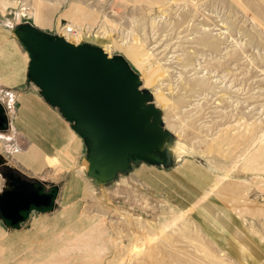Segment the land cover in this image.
Segmentation results:
<instances>
[{
  "label": "rangeland",
  "instance_id": "rangeland-1",
  "mask_svg": "<svg viewBox=\"0 0 264 264\" xmlns=\"http://www.w3.org/2000/svg\"><path fill=\"white\" fill-rule=\"evenodd\" d=\"M68 2L89 17L64 22L88 26L78 43L122 55L153 92L174 164L142 163L98 187L69 122L82 142L68 170L47 168L68 177L59 203L19 231L1 225L0 264H264V0Z\"/></svg>",
  "mask_w": 264,
  "mask_h": 264
},
{
  "label": "water",
  "instance_id": "water-1",
  "mask_svg": "<svg viewBox=\"0 0 264 264\" xmlns=\"http://www.w3.org/2000/svg\"><path fill=\"white\" fill-rule=\"evenodd\" d=\"M18 38L31 57L30 76L44 98L59 108L84 138L86 173L98 187L108 186L142 163L170 167L175 134L143 88L138 73L122 55L75 43L31 22L16 26ZM10 118L0 100V131ZM5 186L0 191V217L17 226L33 208L52 207L55 190L30 179L0 159Z\"/></svg>",
  "mask_w": 264,
  "mask_h": 264
},
{
  "label": "crops",
  "instance_id": "crops-1",
  "mask_svg": "<svg viewBox=\"0 0 264 264\" xmlns=\"http://www.w3.org/2000/svg\"><path fill=\"white\" fill-rule=\"evenodd\" d=\"M9 1L14 4L8 3V0H0V100L6 106L10 118V127L0 131V149L7 152L9 158L6 159L10 166L22 171L32 180L46 184L47 189V182L50 183L51 189L52 187L56 188L52 207L38 208L47 210L58 205L57 193L60 184L64 178H68L66 174H61L59 178L55 179L51 172L47 171V168L63 169L66 167L68 170L70 167L68 158L74 152L75 143L79 146L82 139L74 135V131L69 125L70 121L59 108L57 111L55 109L57 107L44 98L40 88L34 83L29 71L31 57L29 53L25 52L26 49L20 42L15 28L18 24L28 21L36 27L52 33L58 32L65 21L82 22L88 16L79 7L76 8L77 5L72 2L62 6L67 0H52L53 4H49L47 7H39L37 4L38 8L42 9L39 10L36 7L35 17H24V14L18 10L20 2L29 4L31 9L33 0ZM31 1L32 3H29ZM55 3L59 6H55ZM13 12L14 17H12ZM31 16H34V13ZM10 103L11 106L13 104V108L8 107ZM73 176L75 174L68 179L64 193H66L68 182ZM124 176L126 175H122L120 179ZM78 180L79 178L75 177L77 184ZM3 182L2 179L0 188H3ZM79 188L81 189V187ZM36 209L31 210L25 221ZM25 221L17 226H10L8 220H3L0 217V228H3L1 226L3 225L19 231V227ZM42 223L43 220L34 221V225ZM11 238L14 237L9 236L7 240Z\"/></svg>",
  "mask_w": 264,
  "mask_h": 264
},
{
  "label": "built area",
  "instance_id": "built-area-1",
  "mask_svg": "<svg viewBox=\"0 0 264 264\" xmlns=\"http://www.w3.org/2000/svg\"><path fill=\"white\" fill-rule=\"evenodd\" d=\"M20 4H21L20 10L22 11V13L27 14V12L30 11V5L26 4L25 2H22ZM83 30H85V31L88 30V26L81 28V27L76 26V25H70L69 23H64L61 25L60 31H58V35L64 36L66 39L70 40L68 35H73V34H76L78 32L81 35V33H83ZM76 43H78V42H76ZM10 101H11V99H10ZM8 107L13 108V104L11 106V103H10V105H8Z\"/></svg>",
  "mask_w": 264,
  "mask_h": 264
},
{
  "label": "bare ground",
  "instance_id": "bare-ground-1",
  "mask_svg": "<svg viewBox=\"0 0 264 264\" xmlns=\"http://www.w3.org/2000/svg\"><path fill=\"white\" fill-rule=\"evenodd\" d=\"M73 27V26H72ZM68 37H69V39H72V38H74V37H77L76 39V41L77 42H79L80 41V34H73V35H68ZM170 129V128H169ZM51 146V145H50ZM179 148V149H178ZM177 148V150H178V152L179 153H181L182 151H184V149L182 148V147H178ZM51 150V149H50ZM48 155H50V154H48ZM85 165H86V168H87V163L85 162ZM81 170L83 171L84 169L83 168H81ZM79 177V176H78ZM125 179V178H124ZM81 178H79V180H78V184L75 182V184L77 185V186H79V187H81L82 188V184H81ZM5 183V182H4ZM2 189V187L0 188V190ZM4 220V219H3ZM25 221V220H24Z\"/></svg>",
  "mask_w": 264,
  "mask_h": 264
},
{
  "label": "flooded vegetation",
  "instance_id": "flooded-vegetation-1",
  "mask_svg": "<svg viewBox=\"0 0 264 264\" xmlns=\"http://www.w3.org/2000/svg\"><path fill=\"white\" fill-rule=\"evenodd\" d=\"M52 191V190H51Z\"/></svg>",
  "mask_w": 264,
  "mask_h": 264
}]
</instances>
